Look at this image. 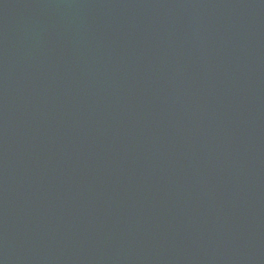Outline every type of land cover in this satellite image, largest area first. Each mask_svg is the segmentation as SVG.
<instances>
[{
  "label": "water",
  "instance_id": "95a60500",
  "mask_svg": "<svg viewBox=\"0 0 264 264\" xmlns=\"http://www.w3.org/2000/svg\"><path fill=\"white\" fill-rule=\"evenodd\" d=\"M0 264H264V0H0Z\"/></svg>",
  "mask_w": 264,
  "mask_h": 264
}]
</instances>
